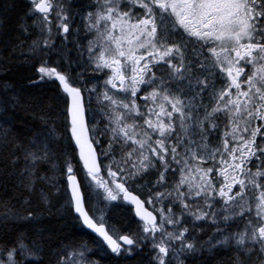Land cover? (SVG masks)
Returning a JSON list of instances; mask_svg holds the SVG:
<instances>
[{
  "label": "snow or ice",
  "instance_id": "obj_1",
  "mask_svg": "<svg viewBox=\"0 0 264 264\" xmlns=\"http://www.w3.org/2000/svg\"><path fill=\"white\" fill-rule=\"evenodd\" d=\"M128 258L264 264V0H0V264Z\"/></svg>",
  "mask_w": 264,
  "mask_h": 264
},
{
  "label": "trees",
  "instance_id": "obj_2",
  "mask_svg": "<svg viewBox=\"0 0 264 264\" xmlns=\"http://www.w3.org/2000/svg\"><path fill=\"white\" fill-rule=\"evenodd\" d=\"M19 11L20 9L18 8L12 13H10L12 20L15 19V16ZM37 94L40 95V92L38 91ZM43 99L45 100L46 103L55 104V99H54L53 92L51 89L44 90ZM20 116L23 117V114L21 113ZM61 223L64 225V231L68 233L69 235L75 234L76 238H80L83 235V233H81L79 229L73 227V221L71 220L70 217L66 218V220L64 221H61ZM84 238L87 239V236H84ZM102 264H104L103 261H102ZM127 264H139V262L137 259L128 258Z\"/></svg>",
  "mask_w": 264,
  "mask_h": 264
}]
</instances>
